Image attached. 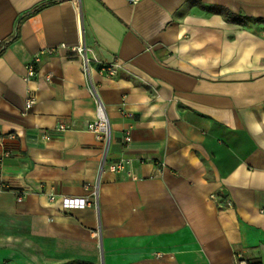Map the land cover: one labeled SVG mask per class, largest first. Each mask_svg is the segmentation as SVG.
<instances>
[{
  "label": "crops",
  "instance_id": "obj_1",
  "mask_svg": "<svg viewBox=\"0 0 264 264\" xmlns=\"http://www.w3.org/2000/svg\"><path fill=\"white\" fill-rule=\"evenodd\" d=\"M45 1L0 0V264H264V0H57L16 29Z\"/></svg>",
  "mask_w": 264,
  "mask_h": 264
},
{
  "label": "built area",
  "instance_id": "obj_2",
  "mask_svg": "<svg viewBox=\"0 0 264 264\" xmlns=\"http://www.w3.org/2000/svg\"><path fill=\"white\" fill-rule=\"evenodd\" d=\"M139 0H128L130 3L137 2ZM59 47L64 48L67 47L71 53H74L76 55H80L83 60V69L87 73L89 66L94 62L97 65V69L99 73L105 75V76H116L122 69L123 64L117 60L115 61H102L96 54H94L93 50L90 49L88 46H86L85 42H80L78 45L70 46L68 47L65 43L61 44ZM50 51H53L51 48L47 50V52L50 53ZM40 60L39 54L35 55V58L28 62L25 66L26 75L25 78L29 79L36 75L35 66L36 63ZM49 79V77H47ZM92 96L97 98V106H96V116L93 120L86 123V129L91 132L97 139L102 140L104 143H108L109 141V135H110V125L108 121V117L106 114V111H104V107L102 102L100 101L99 97H97L96 90L91 88L90 90ZM34 103V100L31 98H28L25 107L30 108ZM68 128L67 125L60 123L57 125L56 130L58 131H65ZM12 135L10 134V136ZM43 138L48 139V133L43 134ZM2 137L0 136V141ZM122 145L128 146L132 139L130 135V130L126 129L122 136ZM6 155L7 152H4ZM131 161L127 158H121L116 161L110 162L108 165L109 170L115 173L124 174L132 179H135V175L131 171ZM85 189L88 190L87 195L85 196V200L87 203H92L96 205L97 203V186H92L90 183L85 184ZM51 200L54 199L53 196L49 197ZM16 199L18 201H23V195L18 194ZM234 260L236 264H251L246 259L242 257L240 254H235Z\"/></svg>",
  "mask_w": 264,
  "mask_h": 264
},
{
  "label": "trees",
  "instance_id": "obj_3",
  "mask_svg": "<svg viewBox=\"0 0 264 264\" xmlns=\"http://www.w3.org/2000/svg\"><path fill=\"white\" fill-rule=\"evenodd\" d=\"M56 1L57 0L45 1V2H42V3L35 5L34 8H32L26 12L20 13L19 17L17 18L16 29L18 28L21 21H23L24 19H26L30 16H33L35 13H37L42 8L47 7L48 5L55 3ZM4 46H5V43H3V45L0 47V53L2 52V47H4ZM64 264H93V263H90L88 261L83 262V261L73 260L71 262L64 263Z\"/></svg>",
  "mask_w": 264,
  "mask_h": 264
}]
</instances>
